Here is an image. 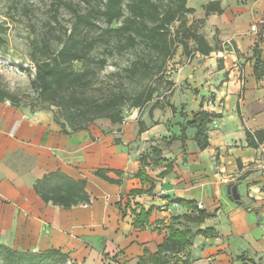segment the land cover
<instances>
[{
	"label": "crops",
	"instance_id": "1",
	"mask_svg": "<svg viewBox=\"0 0 264 264\" xmlns=\"http://www.w3.org/2000/svg\"><path fill=\"white\" fill-rule=\"evenodd\" d=\"M208 1H188V5L195 8V12L188 15L189 22L198 26L212 45L216 47L218 43L219 47L209 55L197 52L192 57L181 56L180 47L173 60L183 57L187 62L177 63L181 66L172 74L174 92L180 81L195 77V73L198 76L207 66L210 71H219V58L223 61V70L235 69L238 53L251 55L253 46L259 42L257 17L264 16V0H221L224 12L207 15L203 5ZM254 60L249 65L247 82L241 83L232 76L220 86L213 103L205 101L201 106L223 112L222 117L209 124L210 145L204 150L199 149L194 139L195 127L187 129L185 149L180 139L167 143L171 135L181 134L172 126L162 124L155 114L160 107L153 109L152 116L147 114L150 106L141 110L133 108L120 131L113 128L107 118H100L88 130L68 135L61 132L51 112H33L29 107L0 101V242L29 251L60 247L71 252L77 264L80 259L93 263L102 258L103 252H110L122 264H136L145 248L152 252L158 250L170 223L184 227L183 218H173L191 211L174 201L183 197L195 199L201 208L214 213L203 223H189L193 231L216 227L213 235L195 236L185 252L190 264H236L240 255L256 264H264V216L259 219L255 212L230 199L226 189L234 181L240 182L242 187L250 184L249 194L255 197L252 206L264 212V142L259 147L248 146L245 133L246 127L251 130L264 127L261 104L264 87H258ZM232 101L236 112L240 102L243 117L242 120L237 113L238 138L222 126L226 104L230 106ZM189 118L190 115L186 119ZM140 121L146 126L142 133H139ZM117 137L120 143L115 141ZM162 139H166V145L160 146L162 155L174 159L173 169L159 176L166 166L155 165L150 160L151 165L146 169L156 178L153 194L133 193V189L149 186L135 176L141 165L140 156L151 152V145ZM19 149L34 160L22 170L9 160L10 153ZM99 167L124 170L122 181L111 183L95 175L93 171ZM57 168L73 177L87 178L91 204L66 208L41 199L33 188L35 179ZM108 175L119 177L114 171ZM128 200L130 205L123 216L118 202L124 207ZM136 202L146 208L154 206L145 228L132 224V208ZM238 240L242 241L241 245H236ZM247 260L245 264H249Z\"/></svg>",
	"mask_w": 264,
	"mask_h": 264
},
{
	"label": "trees",
	"instance_id": "2",
	"mask_svg": "<svg viewBox=\"0 0 264 264\" xmlns=\"http://www.w3.org/2000/svg\"><path fill=\"white\" fill-rule=\"evenodd\" d=\"M188 1L86 0L82 10L70 4L75 17L69 32L64 35L41 33L30 42L29 58L35 68L30 78V89L15 91L0 82V101L29 107L33 112L49 111L61 132L68 135L88 130L100 118H107L111 126L120 131L127 109L141 110L152 100L151 114L157 107L168 106L176 110L170 100L163 101L160 96L155 98L157 83L165 78L168 61L180 47L188 57L197 52L209 55L218 48L199 32L198 26L189 22L188 15L194 13L195 8L189 6ZM203 7L207 15L224 12L221 0H210ZM175 22L179 24L173 30ZM6 28L4 21H0V48L7 43ZM253 51L254 75L259 79L264 76V57L258 44ZM124 58L127 61L121 63ZM76 62L80 65L77 66ZM110 63L116 68L107 71ZM166 83L174 85L172 78ZM237 111L243 120L240 102L237 103ZM182 113L187 115L185 111ZM222 116L223 112L201 108L182 123L181 135L171 136L167 143L180 139L185 149L187 126H192L196 129L194 139L199 149L204 150L210 145L209 124ZM139 124V133H142L146 126L143 121ZM245 133L248 146L259 147L264 142V127L255 130L246 127ZM115 141L119 143L121 139L117 137ZM151 148V152L140 156L141 165L135 173L149 186L133 189V193L153 194L156 178L146 169L151 165L150 160L155 165L166 166L159 176L168 174L174 167V159L164 157L158 144L151 145ZM110 171L119 177H111L108 175ZM93 173L111 183H120L124 170L99 167ZM87 184V178H76L57 168L36 178L33 188L43 201L70 208L92 203ZM174 201L191 210L173 216L175 219L183 218L184 227L170 223L169 232L158 245V250L152 252L145 248L136 264H174L175 258L182 264H190L185 252L193 244L195 236L216 233L213 227L193 231L189 225L202 223L214 213L201 208L195 199L177 197ZM129 205V200L124 207L121 201L118 202L123 216L127 214ZM245 207L252 212L258 209L249 205ZM153 210V205L146 208L136 202L132 208L133 226L145 228ZM239 257L245 259L243 255ZM71 259L70 252L60 247L29 251L14 249L0 242V264H76Z\"/></svg>",
	"mask_w": 264,
	"mask_h": 264
},
{
	"label": "rangeland",
	"instance_id": "3",
	"mask_svg": "<svg viewBox=\"0 0 264 264\" xmlns=\"http://www.w3.org/2000/svg\"><path fill=\"white\" fill-rule=\"evenodd\" d=\"M85 1L86 0H0V21H4L7 27L5 33L7 43L4 47L0 48V82H3L10 89L15 91L30 89V78L35 69L33 62L29 58L31 40L41 33L52 32L64 35L67 31L69 32L75 17L70 4L75 6L77 9L82 10L86 5ZM257 18H259L257 20L258 26L256 29L258 32V44L260 47L262 46L260 50L262 56L264 57V16H259ZM178 24L179 22L173 23L172 29L174 30ZM259 25H262V27ZM215 45L216 47H219L218 43H215ZM221 46L223 48L222 44ZM251 53L252 54L248 56L245 54H242L241 56V54L238 53V60L236 61V65H234L235 69L228 71L222 69L223 61L219 58L217 60L219 71H210V66H207L205 71L198 73V76L195 73V77L190 76L191 78L180 81L174 92L172 90L173 85L166 83V81L171 78L172 74L177 72L181 66L177 63L183 64V61L187 62V58L185 59L183 57L176 61L173 60V58L177 56L176 53V55L168 61L165 78L159 80L157 83L158 91L155 94V98L160 96L163 101L171 99V103L176 107V110H173L171 107L167 106L169 109L167 110L168 112L164 110L167 107L156 111L155 114H158L161 118L162 124L165 126L166 124L167 126H172L174 131H178L181 134L182 123H185L188 120L186 119L187 116L190 115L191 118L192 113L200 110L205 101H207L208 104L213 103L216 99L220 86L223 85L225 81H228L232 76H235L237 80L241 81V83L244 80L247 82V76H249V65L255 58L253 49ZM183 55L184 54L181 56ZM212 55L215 57V54ZM204 60H201V62ZM125 61H127V58H124L121 63H124ZM76 65L79 66L80 63L76 62ZM115 68L116 66L113 63H110L107 67V71L114 70ZM256 80L259 88L264 87V76L259 79L256 78ZM153 101L154 100L150 101L147 106L144 107L147 109L150 106L149 110H147V114H149V116H152L150 108ZM222 101H224V98H222ZM261 104L264 110V97L261 98ZM225 109L226 117L222 126L224 125V129L227 130L229 134L238 138L239 131L237 128L240 125V121L238 118L239 113L238 111L236 112L235 102L232 101L230 106L227 103ZM132 110L133 108L126 110L125 115ZM182 111H185L187 115H184ZM192 128V126H187L188 130H191ZM156 130H158V128ZM160 131L162 132V129H160ZM93 140L95 141L97 139L93 137ZM157 144L159 146H165L166 139L160 140ZM9 160L11 161V164L19 170L27 168L34 162L31 155L20 149L11 152ZM232 183L240 182L234 181ZM249 187L250 184L242 187L244 192L243 197L245 199V203L252 205L255 202V197L249 194V191L252 190H249ZM181 205L187 207L184 204ZM259 210L261 212L260 208ZM212 216L208 218H212ZM208 227L214 228V226H206L202 229H206ZM241 243L242 241L238 240L236 245H241ZM71 258V261H74L72 256ZM237 258L238 260L236 261V264H245L246 259H248L247 261H249V264H256L254 260L247 257L246 259H241L240 257ZM173 262L174 264H182L176 258ZM78 264H122V262L118 261L116 256L113 257L110 252L108 254L103 252L102 258L95 259L93 263H88L87 260L80 259Z\"/></svg>",
	"mask_w": 264,
	"mask_h": 264
},
{
	"label": "water",
	"instance_id": "4",
	"mask_svg": "<svg viewBox=\"0 0 264 264\" xmlns=\"http://www.w3.org/2000/svg\"><path fill=\"white\" fill-rule=\"evenodd\" d=\"M226 189H227V193H228L230 199L235 200L239 204H242V202L245 203V201L243 199L244 192H243L241 183H229L226 186ZM243 205L244 206L249 205L250 207H256V208H258L256 210L257 212H255V213L259 216V219H262L263 218L264 212H260L259 207L252 206L251 204H247V203H245ZM166 254L167 253H165V255Z\"/></svg>",
	"mask_w": 264,
	"mask_h": 264
},
{
	"label": "built area",
	"instance_id": "5",
	"mask_svg": "<svg viewBox=\"0 0 264 264\" xmlns=\"http://www.w3.org/2000/svg\"><path fill=\"white\" fill-rule=\"evenodd\" d=\"M128 110V109H127ZM199 206L201 207V204H199ZM184 258H186V257H184Z\"/></svg>",
	"mask_w": 264,
	"mask_h": 264
}]
</instances>
